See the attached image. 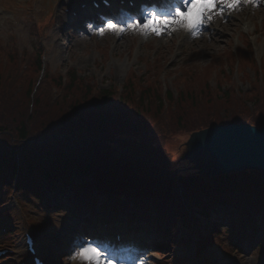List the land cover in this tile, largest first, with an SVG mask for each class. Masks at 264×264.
I'll use <instances>...</instances> for the list:
<instances>
[{
  "label": "rangeland",
  "instance_id": "1",
  "mask_svg": "<svg viewBox=\"0 0 264 264\" xmlns=\"http://www.w3.org/2000/svg\"><path fill=\"white\" fill-rule=\"evenodd\" d=\"M59 1L0 0V41L6 45L15 42L17 48L34 49L40 41L39 37L34 35L36 27L42 24L40 18L49 14L53 16L54 13L57 17L58 12L61 11ZM32 10L33 13H30ZM263 22L264 0H260L258 7L243 5L230 15L226 14L223 18L217 17L214 22L206 26L203 34L195 39L185 31H177L171 35L162 34L159 37L155 35L145 37L142 34L128 32L117 40L114 33L107 32L104 36H98L95 31L90 30L91 36L83 35L81 38L69 40L70 46L68 45L65 50H69V61L63 59L64 56L61 53L63 50L58 44V40L61 39L68 41L67 30L57 32V36L53 38L54 32L57 31L56 27L59 26L57 22L54 27L46 30V35L44 34L42 38L48 44L44 57L49 62V69L53 73L60 71L65 74L67 70L74 68L83 72L82 77L85 75L95 78L99 89L106 88L107 85L113 83L116 85L122 83L119 79L121 65L127 67V71L135 70L143 75L147 66L150 72H155L148 65V63L154 64L151 62L154 61L158 68L162 69L159 75L166 81L163 85L154 84L144 92L143 101L148 102L149 106L143 105V108L150 107L148 111L154 123L162 129L159 139L164 138L165 140L167 161H172L174 165H177L184 163L182 159L186 152L190 131L200 130L197 125H203L205 120L213 118L215 123H220L233 121L234 116L244 117L247 121L264 120V78L262 82L259 81V73L264 72V31H261ZM245 24L249 28L248 34L253 41L251 49L257 61L246 60L247 63L243 64L241 71L238 69V73L229 65L218 69L215 64L213 70L207 69L215 61L221 60L227 50H236V45L239 49L245 46L241 37ZM246 58V54H241L243 61ZM227 61L230 64L234 62L231 58ZM179 69L190 70L188 72L193 71V73L187 74L180 72ZM11 70L16 71L14 61L1 60L0 78L3 75L2 72L6 73ZM229 74H232L233 83L228 77ZM37 76L33 69H28L22 76L23 80L18 83H24V87H27L30 80L34 82ZM4 82L5 80L0 81V83ZM219 82L223 84L222 90L228 86L230 88V85L233 86L232 95L226 100L217 99L218 93L215 87ZM166 88L174 95L172 101L176 103L170 104L165 111L159 101ZM186 93L191 94L194 99L198 97L199 101L186 99L188 96ZM63 94L65 95L64 100L59 98L54 103L56 105L53 107V114L47 116L38 111L47 104L44 107L34 104L36 107L30 108L29 96L21 98L16 104L1 95L0 90V136L4 134L2 144L8 143L12 146V143L26 132L30 133L28 138L41 136L40 133L44 127L68 113L69 107L75 102L85 98L86 90L79 86L67 89L63 91ZM50 98L51 102L55 99L52 91ZM128 99L132 101L137 99L135 91L128 95ZM256 113L263 116L259 117ZM182 115L187 120L184 117L180 119ZM252 115L256 116L251 117ZM38 119L41 120L37 124ZM48 119H51L49 123L47 122L49 125H44L42 120L47 121ZM32 133L34 135H31ZM75 179L80 182L87 180L82 176ZM22 199L23 203L27 202ZM216 215L214 213L209 219L210 223ZM183 251L186 252L187 248ZM223 251L226 254L221 256L236 261V264H259L261 261L259 257L252 259L250 255L240 256L238 252Z\"/></svg>",
  "mask_w": 264,
  "mask_h": 264
},
{
  "label": "trees",
  "instance_id": "2",
  "mask_svg": "<svg viewBox=\"0 0 264 264\" xmlns=\"http://www.w3.org/2000/svg\"><path fill=\"white\" fill-rule=\"evenodd\" d=\"M89 94L90 93H88V95ZM102 97H104L103 102L99 105L95 104L94 106L89 107L85 102H83L85 101L84 99L79 102V104L81 103L79 107L76 105H71L69 107L70 109L68 110V113L65 114L69 116V123L66 126H63L66 121L65 120L61 124L60 128L66 130L67 133H70L72 136L77 135L78 139L72 138L69 144L61 142L59 140H52L46 144L48 151L59 153L61 155H58V157H54L58 160L56 162H52V155L50 153H35L36 151L34 149L23 145V142L27 141L29 139L28 137H30L29 132L23 134L20 139H16L17 143L12 144V147H10V144H5L8 149H21L20 152H17L21 157H23L24 165L26 167H32V163L36 164L37 166H41L44 163V161L42 162V160L48 159L49 162H51L56 168H59V170H69L67 169V167H71V164L63 160L65 159L63 155H73L76 157V159H79V162L81 161L85 163L87 169H93L94 172L86 171L87 169L85 170L81 168L82 170H84L85 172L94 173L95 176L97 178H101L102 181L119 179L121 181H127L133 185L143 186L144 184H146L147 180L152 181V178L147 174L139 176L135 172V170H143L146 172H148L150 169L152 170L154 161L148 153L154 155V149L157 152L159 151L158 149H161L163 151L165 147V140L164 138L159 139L162 129L157 124L156 127L154 126L153 128L149 129L148 124L144 120L140 119H138V122L139 124L143 125V128L135 129L137 127V119L134 121L135 116L133 114L136 113L135 111H139L142 116H146L147 109L143 108L144 101L142 102L141 106L136 108L134 104L128 99V96L123 99L124 114L120 116L119 114L118 116L109 115L110 121H114V126L112 127V130L106 129L105 126L109 121L107 119V116L103 117V115H108L110 113V109L115 108L112 106V104L115 105V103H111L110 101L106 103L108 98L113 97V95L109 93H103L101 98ZM9 101L12 102L13 99L9 98ZM14 103L18 104V102ZM183 117L184 116L182 115L180 119ZM238 120L246 119L243 117L242 119ZM42 122L44 125H47L49 123H47L46 120H42ZM213 123V118H211L205 120L203 125L198 124L197 126H199L201 129L210 127L213 125ZM51 127L52 126L50 125L44 127V130L41 133L51 134L49 133L52 130ZM53 127L58 129V125H54ZM31 135L34 134L32 133ZM90 137L94 140H91L89 145L86 146V144L88 143V138ZM78 140L80 141V143ZM118 146L121 149L131 151L132 154H125L120 156L116 150ZM5 149L7 148H4L2 145H0V153H2V151ZM160 153L161 152L159 151V155L161 156ZM156 156H158V154H156ZM166 165L167 163H165V166ZM171 167L173 168V166ZM126 171L135 173L137 176H139V178H137L136 175L128 174ZM160 178H162L163 180L168 179V177L166 176ZM200 178L202 177L194 172L191 173V176H187L184 179V182L189 185L190 191L193 192V197L195 198L198 197V194L196 193H198L199 187L197 186V184L199 182L198 179ZM174 179L175 178L171 179V184H175ZM136 181L139 184L136 183ZM261 186L264 188V175L254 172H247L242 175L234 174L217 177L214 181V185L212 187H209L210 189H206L209 192L208 199L211 201L213 199V196H215V194L211 193V190H216L217 192H228L235 190L238 193L240 189L244 188L249 193L253 192V190L256 189H262ZM227 198H230L227 194L223 195V201H225ZM200 200L197 203L199 205L201 204ZM259 200L264 201V191L259 197Z\"/></svg>",
  "mask_w": 264,
  "mask_h": 264
},
{
  "label": "snow or ice",
  "instance_id": "3",
  "mask_svg": "<svg viewBox=\"0 0 264 264\" xmlns=\"http://www.w3.org/2000/svg\"><path fill=\"white\" fill-rule=\"evenodd\" d=\"M243 5L260 6V0H179L168 5L171 11L161 15L158 11L148 10L143 18L128 23H117L109 18L95 28V34L104 36L107 32L124 35L128 32L145 37L185 31L192 38H199L206 26L217 17L238 11ZM71 264H115V253L109 242L103 238L83 237L79 239L70 255Z\"/></svg>",
  "mask_w": 264,
  "mask_h": 264
},
{
  "label": "water",
  "instance_id": "4",
  "mask_svg": "<svg viewBox=\"0 0 264 264\" xmlns=\"http://www.w3.org/2000/svg\"><path fill=\"white\" fill-rule=\"evenodd\" d=\"M185 159L211 175L264 172V127L226 125L195 133Z\"/></svg>",
  "mask_w": 264,
  "mask_h": 264
}]
</instances>
